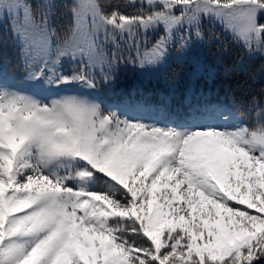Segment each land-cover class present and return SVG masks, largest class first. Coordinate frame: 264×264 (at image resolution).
Here are the masks:
<instances>
[{"label":"snow or ice","instance_id":"obj_1","mask_svg":"<svg viewBox=\"0 0 264 264\" xmlns=\"http://www.w3.org/2000/svg\"><path fill=\"white\" fill-rule=\"evenodd\" d=\"M257 59L264 0H0V264H264Z\"/></svg>","mask_w":264,"mask_h":264},{"label":"trees","instance_id":"obj_2","mask_svg":"<svg viewBox=\"0 0 264 264\" xmlns=\"http://www.w3.org/2000/svg\"><path fill=\"white\" fill-rule=\"evenodd\" d=\"M6 52L7 50H5V57L7 58ZM208 62L210 65L213 64V60L211 57H209ZM262 63H264V61L257 59L251 64L250 70L255 72V76L253 78L241 74L226 81L223 78V67L216 66V79L214 85L211 88L206 89V91L209 92L211 98L215 99L217 93H219L220 96H223L224 89L222 85L227 84L231 88L235 96L240 99H246L251 96L259 97L261 95H264V68L261 67ZM171 67L176 68L178 66L175 62H173ZM155 92L156 89L152 85H149L142 91L137 89H135L134 91L135 94L151 93L153 96L155 95Z\"/></svg>","mask_w":264,"mask_h":264},{"label":"rangeland","instance_id":"obj_3","mask_svg":"<svg viewBox=\"0 0 264 264\" xmlns=\"http://www.w3.org/2000/svg\"><path fill=\"white\" fill-rule=\"evenodd\" d=\"M6 54H7V58H11L12 57V53H11L10 49H7ZM123 89H124V92L126 94H135L134 93V91H135V88H134V77H132V76L126 77L125 82L123 84Z\"/></svg>","mask_w":264,"mask_h":264}]
</instances>
